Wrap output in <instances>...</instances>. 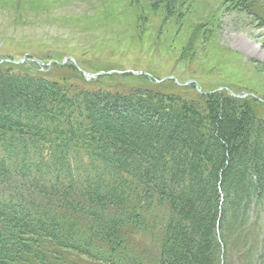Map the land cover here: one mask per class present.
Here are the masks:
<instances>
[{"label": "trees", "instance_id": "trees-1", "mask_svg": "<svg viewBox=\"0 0 264 264\" xmlns=\"http://www.w3.org/2000/svg\"><path fill=\"white\" fill-rule=\"evenodd\" d=\"M107 76L0 62V264H264V102Z\"/></svg>", "mask_w": 264, "mask_h": 264}, {"label": "rangeland", "instance_id": "rangeland-1", "mask_svg": "<svg viewBox=\"0 0 264 264\" xmlns=\"http://www.w3.org/2000/svg\"><path fill=\"white\" fill-rule=\"evenodd\" d=\"M240 2L0 0V62L72 82L107 74L94 88L131 85L122 73L145 75L148 83L172 76L197 92L225 91L260 104L264 27Z\"/></svg>", "mask_w": 264, "mask_h": 264}, {"label": "water", "instance_id": "water-1", "mask_svg": "<svg viewBox=\"0 0 264 264\" xmlns=\"http://www.w3.org/2000/svg\"><path fill=\"white\" fill-rule=\"evenodd\" d=\"M84 75H85V76H88V75H90V74L84 72ZM167 78L174 79L172 76L166 77V78H164V79H167ZM174 80H175V79H174ZM175 82L177 83L176 80H175ZM189 82H192V81H188L187 83H189Z\"/></svg>", "mask_w": 264, "mask_h": 264}]
</instances>
